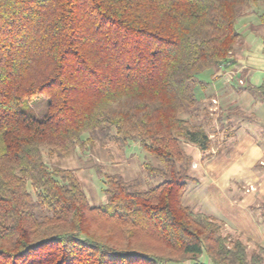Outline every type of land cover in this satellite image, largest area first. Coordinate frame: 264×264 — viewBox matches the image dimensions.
<instances>
[{"label": "trees", "instance_id": "obj_1", "mask_svg": "<svg viewBox=\"0 0 264 264\" xmlns=\"http://www.w3.org/2000/svg\"><path fill=\"white\" fill-rule=\"evenodd\" d=\"M260 1L0 0V264H262L263 244L249 252L183 202L191 147L212 142L197 74L231 66L248 14L262 35ZM243 88L264 102V79ZM40 96L36 118L22 105ZM105 139L137 142L159 182L106 174L97 206L73 169L44 159Z\"/></svg>", "mask_w": 264, "mask_h": 264}, {"label": "rangeland", "instance_id": "obj_2", "mask_svg": "<svg viewBox=\"0 0 264 264\" xmlns=\"http://www.w3.org/2000/svg\"><path fill=\"white\" fill-rule=\"evenodd\" d=\"M255 8L258 12L264 11V2L260 1L259 4L255 5ZM255 8L253 7L254 10ZM253 15L254 13L248 14L244 20L240 19V23L237 24L238 29L243 34L253 37V42L247 47H244L241 52V46H238L234 56L238 57L242 55L243 62L247 67L253 70H259L264 67V37L261 35L258 37L257 34H253V31L246 28L248 21L253 20L252 22H256ZM214 74L212 69H204L197 74V79L199 81L208 83L206 91L200 88V84L196 86L195 93L199 99L204 98L205 94L213 93V91L222 84L221 80L223 77L219 76L214 79ZM236 78L238 79L236 80ZM231 82H233L232 85L236 86L238 89H241V86H245L246 84L240 75H237ZM247 101H251V98L247 99ZM247 101H240V107H246ZM46 103L47 98L40 96L25 101L22 105V109L29 115L39 118L46 111ZM212 103H214V101ZM212 106L214 105L212 104ZM254 108L255 107L246 109L249 111H239L237 110L238 108L235 107L223 108V105L222 107L216 106L208 108L211 114L208 115L210 122L207 123L206 128L209 129V134L219 130V137H221L225 129L228 131L234 130V128L236 129L239 125L249 130L252 129V132L257 137L256 141L263 144L264 126L261 130H256L255 128L259 123L264 125V116L261 117ZM212 137L214 136L212 135ZM262 158L264 159V155ZM44 159L50 167L59 165L61 167L73 169L80 179L90 202L97 206H104L106 204L105 194L103 193L104 176L106 174H121L125 179L137 181L143 188H148L159 182V178L148 175L142 165L144 162H148L151 165H158L159 160L140 148L135 141H129L127 146L122 148L112 139H105L102 141L95 140L92 147H89L87 150H80L77 148L69 157H49L45 154ZM205 183V180L190 182L184 192L183 202L195 211L209 213L210 215V213L214 211L211 212L212 208L202 202L203 198L200 200L202 197L201 191L204 189ZM250 212L256 224L260 226V230L264 228V198L261 199L255 196ZM214 217L221 220L223 223L222 232L230 238H240L246 243L249 252L255 248L256 243H260L255 241L252 230L246 228L240 230L238 226L232 224L228 219H220L216 215H214ZM262 244L264 245V241ZM204 257L205 256L202 255L203 259ZM262 264H264V255Z\"/></svg>", "mask_w": 264, "mask_h": 264}, {"label": "crops", "instance_id": "obj_3", "mask_svg": "<svg viewBox=\"0 0 264 264\" xmlns=\"http://www.w3.org/2000/svg\"><path fill=\"white\" fill-rule=\"evenodd\" d=\"M255 23L247 22L246 28L251 30V26H256L258 20L254 13ZM245 18V17H244ZM244 18L242 20H244ZM262 37L264 31L260 30ZM243 45L247 47L253 42L251 35L243 34ZM259 37V34H257ZM263 69V70H262ZM237 75H240L245 83L258 86L264 79V67L250 69L243 62V57H234V61L228 68L219 74L223 77L222 84L213 91L209 99L200 98L203 102H208V107L238 108L239 111H249L248 108L255 107V111L262 117L264 116V102L249 90L241 86L238 89L231 82ZM238 78H236L237 80ZM240 86V85H239ZM238 86V87H239ZM251 98V101L247 99ZM247 101L248 108L240 107V101ZM214 101V103H212ZM212 104L214 106H212ZM219 104V105H218ZM263 124L259 123L256 130H261ZM251 130V131H250ZM237 126L234 130H224L219 137V130L210 133L211 147L205 152L195 150V158L192 163V173L197 181H206L204 189L201 191L202 202L212 208L210 215L218 216L220 219L226 218L232 224L242 228L252 230L255 241L261 244L264 241V228L258 226L250 212L255 196L264 198V143L256 141L257 137L252 129ZM209 131V129H208ZM194 164V166H193ZM263 168V170H262ZM207 184V185H206ZM250 187V188H249ZM209 214V213H208ZM241 227V228H240Z\"/></svg>", "mask_w": 264, "mask_h": 264}, {"label": "built area", "instance_id": "obj_4", "mask_svg": "<svg viewBox=\"0 0 264 264\" xmlns=\"http://www.w3.org/2000/svg\"><path fill=\"white\" fill-rule=\"evenodd\" d=\"M240 82H242V81H240Z\"/></svg>", "mask_w": 264, "mask_h": 264}]
</instances>
